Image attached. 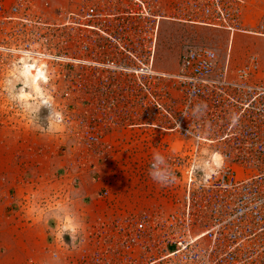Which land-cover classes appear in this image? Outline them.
Wrapping results in <instances>:
<instances>
[{"label": "built area", "instance_id": "1", "mask_svg": "<svg viewBox=\"0 0 264 264\" xmlns=\"http://www.w3.org/2000/svg\"><path fill=\"white\" fill-rule=\"evenodd\" d=\"M9 1L2 22L15 25V42L1 49L17 65L41 68L40 84H51L36 101L43 130L51 124L61 138L101 154L110 132L151 129L184 141L177 148L159 142L161 152L145 165L172 197V211L107 225L127 252L124 264H264V50L238 58L233 49L236 36L264 42V13L251 19L260 0H187L184 21L226 32V53L186 46L172 74L152 70L154 40L146 54L136 43L110 47L112 19L158 23L163 0H77L52 19L33 0ZM105 226L91 228L103 245ZM107 252L80 264H107Z\"/></svg>", "mask_w": 264, "mask_h": 264}, {"label": "crops", "instance_id": "2", "mask_svg": "<svg viewBox=\"0 0 264 264\" xmlns=\"http://www.w3.org/2000/svg\"><path fill=\"white\" fill-rule=\"evenodd\" d=\"M46 131L0 127V264H80L86 232L133 209L127 178L148 177Z\"/></svg>", "mask_w": 264, "mask_h": 264}, {"label": "rangeland", "instance_id": "3", "mask_svg": "<svg viewBox=\"0 0 264 264\" xmlns=\"http://www.w3.org/2000/svg\"><path fill=\"white\" fill-rule=\"evenodd\" d=\"M76 1L33 0V4L36 12L52 19L56 18L60 12L70 10ZM10 3L9 0L5 1L2 9H0V127L15 128L27 133L32 130V132H38L43 135L45 130H43V121L40 118L42 114L37 108L36 101L42 97L43 89H48L51 84L43 85L40 84V81L37 84V89L33 85L31 88L29 77L27 78L23 73L26 63L17 65L16 56L1 49V47H10L15 42L9 37V33H11L15 25L11 22H2V16L9 14ZM163 3V20L157 21L158 23H155L156 21L154 22L151 18L145 20L150 23L149 32L151 39L149 42L151 43L154 40L153 54H150L153 57V71L168 74L176 72L178 57L186 46L206 45L214 48L220 57L225 55L228 40L226 32L185 22L184 19L188 16L187 0H163ZM120 12H125V10L122 8L118 13ZM157 13L159 12H152L154 15H157ZM251 13L252 20L263 14L264 0L254 3ZM121 19H126L127 21H122ZM129 19L130 17L123 15L117 18V22H133L138 26L145 22L137 17ZM103 20L109 22L111 19L105 17ZM133 35L136 36L135 34ZM136 42H139V38H136ZM233 49L234 53L238 52L236 54L238 58L243 55L242 53L246 52L256 53L261 56L264 50V42L262 39L236 36ZM10 97H17V99H11ZM35 113L39 119L34 115ZM54 129L56 130L55 127ZM54 132L49 133L46 131L48 134H55ZM108 140L111 149L104 151L102 159L104 158L105 160L103 159L101 162L106 165H113V161L130 163L131 166L129 168H121L120 172L125 171L129 174L131 171L132 175L140 174V170L145 168L146 162L161 152L159 142H169L175 148L184 144L183 140L171 134L151 129L145 132L136 130L110 132ZM148 177L127 178L133 181V209L127 214L109 215L108 218L101 219L99 223L106 225L104 230L101 231L102 238L106 240L104 245L102 244L103 242L99 243L92 229L90 232H86L84 238L86 241L84 247L86 254H92L98 249L109 248V252L105 254L108 259L107 264H124L126 260L123 252L126 256L127 252L121 250L119 246L113 243V233L111 232V227L107 225L118 222L124 226L128 222L127 218H137L143 215L155 216L158 213L169 214L172 211V197L167 193L166 189ZM131 257H136V254H131ZM133 264L135 263L133 262ZM137 264H140V262H137Z\"/></svg>", "mask_w": 264, "mask_h": 264}, {"label": "flooded vegetation", "instance_id": "4", "mask_svg": "<svg viewBox=\"0 0 264 264\" xmlns=\"http://www.w3.org/2000/svg\"><path fill=\"white\" fill-rule=\"evenodd\" d=\"M123 16L125 14H120V16ZM127 16V15H125ZM129 17V16H128ZM132 17H130L129 20H131ZM122 21H127L126 19H121ZM145 21V20H144ZM112 25L110 26L109 32H110V38L113 39V42L110 44L111 48L117 49H133V45H135V40L138 38V34H144L143 40L137 43L136 46L139 44L142 47V54H146L149 47V22L141 23L140 26L137 24H134L133 22H117V18L111 20ZM102 32V31H101ZM103 33V32H102ZM135 34L136 36H134ZM128 35H130L131 38H128ZM144 50V52H143Z\"/></svg>", "mask_w": 264, "mask_h": 264}, {"label": "bare ground", "instance_id": "5", "mask_svg": "<svg viewBox=\"0 0 264 264\" xmlns=\"http://www.w3.org/2000/svg\"><path fill=\"white\" fill-rule=\"evenodd\" d=\"M23 73L25 74V76H27V78L29 77V85L31 88L33 85V87L37 89L38 82L45 80L43 72L39 67L32 68V66L25 64Z\"/></svg>", "mask_w": 264, "mask_h": 264}, {"label": "clouds", "instance_id": "6", "mask_svg": "<svg viewBox=\"0 0 264 264\" xmlns=\"http://www.w3.org/2000/svg\"><path fill=\"white\" fill-rule=\"evenodd\" d=\"M11 99H17V97H10ZM37 113V112H36ZM36 113L34 114L36 117H37V119H39V117L36 115ZM59 122V121H58ZM47 131L49 132V133H51V132H53V131H55V129L52 127V125L51 124H49V127L47 128ZM213 158L216 160V161H221L222 162V160H223V157L219 154V153H214L213 154Z\"/></svg>", "mask_w": 264, "mask_h": 264}]
</instances>
